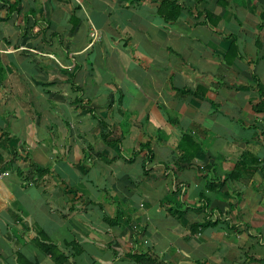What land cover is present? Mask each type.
Masks as SVG:
<instances>
[{"label":"crops","instance_id":"obj_1","mask_svg":"<svg viewBox=\"0 0 264 264\" xmlns=\"http://www.w3.org/2000/svg\"><path fill=\"white\" fill-rule=\"evenodd\" d=\"M39 241L264 264V0H0V264Z\"/></svg>","mask_w":264,"mask_h":264},{"label":"trees","instance_id":"obj_2","mask_svg":"<svg viewBox=\"0 0 264 264\" xmlns=\"http://www.w3.org/2000/svg\"><path fill=\"white\" fill-rule=\"evenodd\" d=\"M18 1V0H17ZM18 4V3H17ZM99 125L101 126V127H103L104 125H103V123H101V122H99ZM104 140H106V136L105 137H102ZM208 224L206 223V224H203V225H201V226H199V227H205V226H207ZM37 246L40 248V250L43 252V253H45V254H47V255H49V256H51L53 259H54V257L55 256H53V254H54V252H53V248L51 247V246H49V245H46V244H43L42 242H37ZM65 260V258H61V260H57L56 258L54 259V261H55V263L56 264H61V263H63V261Z\"/></svg>","mask_w":264,"mask_h":264},{"label":"built area","instance_id":"obj_3","mask_svg":"<svg viewBox=\"0 0 264 264\" xmlns=\"http://www.w3.org/2000/svg\"><path fill=\"white\" fill-rule=\"evenodd\" d=\"M90 38L92 41H96L98 39V35L95 31H92L90 34Z\"/></svg>","mask_w":264,"mask_h":264}]
</instances>
